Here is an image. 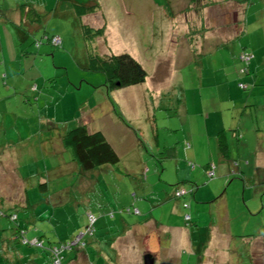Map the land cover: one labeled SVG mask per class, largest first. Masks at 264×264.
I'll list each match as a JSON object with an SVG mask.
<instances>
[{"label":"rangeland","instance_id":"obj_1","mask_svg":"<svg viewBox=\"0 0 264 264\" xmlns=\"http://www.w3.org/2000/svg\"><path fill=\"white\" fill-rule=\"evenodd\" d=\"M55 1L0 0V238L21 225L29 239L66 243L84 230L89 212L97 218L94 242L83 248L90 264H143L145 254L155 264H264V10L250 18L247 34L224 31V39L218 33L234 27L231 5L217 18L216 5L202 16L200 2L193 3L198 12L186 13L185 0L173 1L178 13L169 19L165 0H131L145 6L132 17L126 0H97L107 39L98 50L129 54L147 74L141 85L109 91L105 76L88 70L71 17L43 14L32 32L17 25L18 3L45 4L48 12ZM154 3L165 9V21L150 10ZM112 6L118 24L105 10ZM184 17L210 33L199 31L190 43ZM90 20L103 23L101 15ZM45 33L64 45L46 43ZM244 48L249 62L239 59ZM78 125L105 134L117 167L75 169L60 137ZM222 130L229 161L217 148ZM36 173L44 175L47 194L39 192ZM82 181L90 186L82 189ZM176 187L185 193L179 199L172 197ZM25 194L36 218L19 206ZM155 223L169 230L161 234ZM132 226L138 229L128 237ZM79 248L64 250L62 264H87ZM17 251L19 262L0 264H46L34 248L17 244Z\"/></svg>","mask_w":264,"mask_h":264},{"label":"trees","instance_id":"obj_2","mask_svg":"<svg viewBox=\"0 0 264 264\" xmlns=\"http://www.w3.org/2000/svg\"><path fill=\"white\" fill-rule=\"evenodd\" d=\"M173 1L178 2V0H165V8L170 10V12H167V16L169 19L175 18L177 16L178 10L176 12H171L172 6L171 3ZM225 3H231V4H237L244 6V12L242 14V19H236L231 17V20H233V26L237 25L239 27V32L236 35H232L233 38H237L239 36H243L247 34L246 27L248 25L247 21L250 20V18L258 17L260 15L261 11L264 10V2L263 0H224ZM257 1V2H256ZM195 2H200V5H198L197 10L203 11L204 8H208L209 6H215L219 5V0H185V12H196L197 10L194 8ZM256 2V3H254ZM259 3V4H257ZM256 4V5H255ZM45 5V4H44ZM44 5L41 4V7H37L35 5H30L28 3H18L17 4V11L20 16L18 24L19 27L22 29L23 26H25L28 31L32 32L35 30V26H38L37 24L40 23V19L43 17V14H51L50 16H55L57 18H66L68 16L67 14L71 12L75 19H73L74 23L73 25L76 27V29L80 30L81 36L84 39L86 51V56L88 59V70L91 72H97L102 73L105 76V85L109 91L115 90L117 88H125V87H132L141 85L145 82L146 79V72L143 69V67L129 54H119L115 55L112 53L102 52L101 50H98L99 45L101 43L107 44L106 39V24L104 22L103 14L101 13V5L97 2V0H90L86 3L84 2H77L76 0H57L53 3H51L52 9L48 12H45ZM255 5V6H253ZM259 5L260 8H259ZM171 6V9H170ZM164 7L162 9H164ZM165 11V9H164ZM163 12V16H165ZM197 11V12H198ZM262 13H264L262 11ZM233 14V13H232ZM96 15H101L102 24L99 23L95 25L91 22V18H95ZM179 16V15H178ZM203 16V15H202ZM221 16V15H220ZM1 17V15H0ZM69 17V16H68ZM89 19V21L84 22L83 18ZM180 17V16H179ZM70 18V17H69ZM182 18V17H180ZM221 18V17H220ZM171 21V20H168ZM182 21V20H181ZM100 22V19H99ZM232 22V21H231ZM159 23V22H158ZM160 24V23H159ZM17 25H14L18 27ZM185 25L188 26V31L186 33V36L188 37V41L191 43L193 42L192 39L196 35V33L199 31L205 33H208L209 30L203 28L204 26H200V29H196L194 25H192L191 22L186 21ZM195 30H194V28ZM31 28H34L32 31ZM234 28V27H233ZM22 31H24L22 29ZM200 34V33H199ZM201 35V34H200ZM53 37H57L60 40L59 46H53L54 48H60L62 44V40L59 36H49L48 34H44L43 41H45L48 44L50 43V40ZM41 42H38L36 44V47L39 48L41 45ZM243 53L240 54V61L241 62H249L250 61V53L245 50V48L242 51ZM244 72H247V69H244ZM118 84V85H117ZM242 86V85H240ZM242 88H245V86H242ZM239 138V136H237ZM60 142L64 149L70 151L72 156V161L76 168H78L80 171L87 173L94 169L100 168L104 165H111L114 167H117L120 159L112 147V145L107 141L104 134L100 131H89L88 128L85 125H78L64 133L62 137H60ZM217 148L218 151L222 157V159H225L226 161L230 160V153L226 141L225 136V130L219 131L217 135ZM173 154V152H171ZM238 164H234V167H237ZM208 168L207 175L210 177V179L213 177V171L209 170ZM38 178V190L42 194L48 193V185L46 182H42L43 179H45L43 174H34ZM128 175V174H127ZM24 179V178H23ZM24 181H27L24 179ZM197 185L193 184L191 187V190L189 192V195H192V198L194 196V192L197 190ZM182 188H177L174 190V193L172 194V197L175 199H179L183 194ZM181 193L178 197L177 194ZM26 195V194H25ZM27 196V195H26ZM25 205H19L20 208L25 212H32L33 217L36 218L37 215L34 211L35 205H31L29 199L26 197L24 202ZM129 213H131V210H127ZM140 213V212H138ZM88 214L91 213H87ZM4 215V214H2ZM93 215V214H91ZM94 216V215H93ZM186 216V215H185ZM10 221L17 222L18 217L16 214H12L7 216ZM95 217V216H94ZM96 221L97 218L95 217ZM191 216L188 214L186 216V225L189 226L191 223ZM95 223L93 225H90L87 217V224L83 228L84 230L81 232V234H78L73 240L66 242V243H53L49 240H43L42 238H32L29 239L26 235V230L24 227H21V225H17L15 227V230L12 233V236L10 239L6 238H0V258L4 259L5 261L11 259L15 263V260L19 262L20 255L17 254V244L23 245L29 248H34L36 253H44L46 255L45 262L46 264H52L53 261V248L57 247L60 248L62 246H66V244L75 241L79 235H82L80 241L74 246H79V250H83V248H87L90 246L91 242L94 240L96 235V229H95ZM32 221L29 219L26 221V223H31ZM86 236H89V239H85ZM36 240V244L31 245L30 243ZM74 247H71L69 250H72ZM7 251V254H11L15 252L13 256H8L5 252ZM39 250V252H38ZM78 252V251H77ZM61 257V264H62V256ZM12 263V261H11Z\"/></svg>","mask_w":264,"mask_h":264},{"label":"crops","instance_id":"obj_3","mask_svg":"<svg viewBox=\"0 0 264 264\" xmlns=\"http://www.w3.org/2000/svg\"><path fill=\"white\" fill-rule=\"evenodd\" d=\"M264 1V0H263ZM219 5H216V8H217V11H216V13H217V15H218V17L217 18H219L220 17V15H226L227 14V9H228V6L229 5H231L232 7H233V11H232V13L234 14V18L236 19V21H238V19H242V14H243V12H244V6H241V5H237V4H231V3H225V1L224 0H219ZM133 4L134 5V2H131V0H126V4ZM141 5H143L144 6V4H140V2L137 4V6H125V8H126V13H127V15L130 17H132V16H134V14L135 13H139L140 15H141ZM151 6H152V8L150 9L151 11H154V15L156 16V18L158 17L159 18V15L161 16V18H159V21L161 22V19L163 20V21H165V19H164V17L162 16V10L161 11H157V10H159L158 8H160V6L158 7L157 5H156V3H154V4H151ZM230 7V6H229ZM139 8V9H138ZM145 8V6L144 7H142V9H144ZM148 8V7H147ZM214 8H215V6H214ZM111 10V12H112V17H113V20H115V21H117V19H118V16H117V13H118V11H117V9L115 8V7H111V8H105V10L107 11V13H108V10ZM161 9V8H160ZM207 8H204V10L203 11H201L202 12V14L201 15H203V13L205 12V10H206ZM2 10H5V9H2ZM1 10V11H2ZM224 10V14H223V11ZM138 11V12H137ZM207 12V11H206ZM17 13H18V11H17V6H16V15H17ZM15 15V16H16ZM19 15V14H18ZM69 17H71V18H73V19H75L74 18V16H73V14L71 13V12H69L68 14H67ZM19 18H20V16H19ZM157 18V19H158ZM184 18H186L187 19V17H184ZM182 19V18H181ZM226 19V20H225ZM225 19H223V21H224V26H225V28L227 27V18H225ZM183 20V19H182ZM19 21V20H18ZM83 21L84 22H86L87 21V18L85 17V18H83ZM187 21H188V19H187ZM159 22V23H160ZM186 22V21H185ZM247 23H248V21H247ZM117 24H118V21H117ZM231 24L232 23H229V26H231ZM34 28H31L30 27V30L32 31ZM227 29V28H226ZM223 30V31H220V32H222V33H218L219 35H223V38L224 39H227V34H229V35H236V32L238 33L239 32V27L237 26V25H235L234 26V28H233V30L232 31H229L228 32V29L227 30ZM236 30V32H235V30ZM224 31H226L227 32V34L224 32ZM208 33H210V32H208ZM62 44L64 45V39L62 40ZM104 134V133H103ZM104 136H105V134H104ZM6 137V136H5ZM107 139V138H106ZM13 143V142H12ZM73 165H74V163H73ZM75 169H78V168H76V166H75ZM2 170L4 171V169L2 168ZM79 170V169H78ZM80 171V170H79ZM88 173V172H87ZM82 174H84V172H82ZM86 174V173H85ZM24 178V177H23ZM22 178V179H23ZM23 183V182H22ZM90 182H85V181H82V183L80 184V187L83 189V184H85V185H87V186H90V184H89ZM226 192V191H225ZM27 197V196H26ZM28 198V197H27ZM29 199V198H28ZM217 200H218V198H217ZM224 210L223 209H218L217 208V212H223ZM227 212H228V209H227ZM155 226H156V228H157V231L159 232V233H161V234H164V232L166 231V230H169L168 228H166V227H163V225H161V224H156L155 223ZM135 229H138V227H136V226H132V229L128 232L129 234V236L128 237H131V236H133L134 234H135ZM115 240V239H114ZM94 241H92L91 243H93ZM89 247V246H88ZM87 247V248H88ZM87 248H86V250H87ZM166 250V249H165ZM120 251V250H119ZM123 254L124 255V252H121L120 251V253L119 254ZM17 254H18V252H17ZM77 254L78 255H81L82 256V258L84 259V261H85V263H89L90 264V258L89 257H86L85 256V251H83V250H79L78 252H77ZM84 254V255H83ZM18 255H20V254H18ZM43 255V254H42ZM35 257H37L38 258V256H40L41 257V255L40 254H38V253H35V255H34ZM22 256L20 255V258H21ZM82 258H81V260H82ZM79 262L78 263H80V260H78Z\"/></svg>","mask_w":264,"mask_h":264},{"label":"built area","instance_id":"obj_4","mask_svg":"<svg viewBox=\"0 0 264 264\" xmlns=\"http://www.w3.org/2000/svg\"><path fill=\"white\" fill-rule=\"evenodd\" d=\"M51 45L53 46H59L60 45V40L57 37H53L50 40ZM181 193L177 194V196H179ZM88 221L90 223V225H93V223H95L96 219L93 215L88 214ZM82 235H79L77 237V239L75 241H72L68 244H66V246H62L60 248H53L52 253H53V261L52 264H61V257L60 254L64 251V250H69L71 247H74L81 239ZM31 245L36 244V240H33L31 243Z\"/></svg>","mask_w":264,"mask_h":264},{"label":"water","instance_id":"obj_5","mask_svg":"<svg viewBox=\"0 0 264 264\" xmlns=\"http://www.w3.org/2000/svg\"><path fill=\"white\" fill-rule=\"evenodd\" d=\"M143 264H155V260H154L153 256L150 254H145L143 256Z\"/></svg>","mask_w":264,"mask_h":264}]
</instances>
